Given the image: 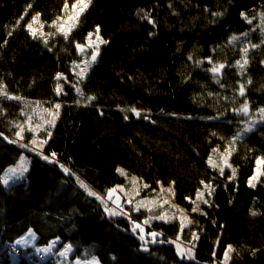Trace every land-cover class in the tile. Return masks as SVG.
I'll return each instance as SVG.
<instances>
[{"label": "trees", "instance_id": "1", "mask_svg": "<svg viewBox=\"0 0 264 264\" xmlns=\"http://www.w3.org/2000/svg\"><path fill=\"white\" fill-rule=\"evenodd\" d=\"M66 3L0 0V131L8 138L0 136V264H56L55 256L40 259L32 245L15 244L30 229L37 245L60 238L57 250L71 242L75 256L96 244L102 264H264V114L232 153L233 169L222 171L212 155L245 117L235 99L221 107L209 94L234 86L238 102L264 109V0H92L69 34L46 39L30 31L31 19L53 22ZM96 29L105 43L78 82L72 65ZM36 100L59 104L37 153L55 152L60 162L31 153L26 178L6 187L1 175L23 152L12 135L33 140L26 115ZM69 167L86 184L71 180ZM132 176L144 196L174 184L189 224L144 226L163 243L154 241L135 228L145 211L127 206L131 216H110L104 199L85 192L108 198L116 186L130 187ZM171 237L193 246V257L180 259ZM142 239L152 241L144 247Z\"/></svg>", "mask_w": 264, "mask_h": 264}, {"label": "rangeland", "instance_id": "2", "mask_svg": "<svg viewBox=\"0 0 264 264\" xmlns=\"http://www.w3.org/2000/svg\"><path fill=\"white\" fill-rule=\"evenodd\" d=\"M91 1L92 0H67L63 13L55 21L44 23L37 18H33L28 24H31V28L29 29L33 34L44 36L46 39H49V37H51V35H53L55 32L67 35L73 30L75 25H77ZM85 4L87 5L86 7ZM81 9L83 10L81 11ZM97 30L98 29L91 32L88 35L85 43L79 47L78 52L80 59L72 65L73 72L76 76V81L78 82L86 77L91 66L97 61V58L102 50V46L105 43V39L103 38L102 34L99 30ZM93 57L95 58L93 59ZM213 68L217 69L216 71L219 72L222 70V68L218 66ZM60 78L65 77L60 75ZM239 89L240 88H236L234 86H230L229 90H226V88L218 90H212L211 88L209 89L210 96L216 100L217 104L221 107L224 106L223 99H228V101L235 99L232 102L233 104H237L235 106V110L245 117L240 120L238 132L231 139V141L227 143L226 148L219 149L212 155L211 165L214 168H218L222 171H224L226 168H232L230 164V157L232 153L238 150L239 145L244 142L247 135L262 122V116L264 114V109L260 110L258 113H254L248 109V105L246 103L238 102L237 90ZM27 105L29 110L26 117L28 119V127L33 130V140L27 142L26 138L21 134L12 136L16 141L22 142V145L24 144L23 146L28 148L31 147L30 149H35L36 152H43L41 144L45 141V139L41 137V131L43 129L49 131L54 125L59 115V108H57V105L59 104L53 100H36L33 102H27ZM245 107L247 108V111H244ZM232 112L233 110L231 111V114ZM222 115L224 116L226 113H223ZM30 162L31 153L28 151H23L18 162L9 166L2 173V183L6 187H10L15 182L26 178L30 168ZM262 169L263 159L260 158L258 160L255 173L250 178V185L256 186L258 184L262 174ZM75 177L79 186L82 185V183L86 184L81 176L76 174ZM130 182V187L118 185L114 189H111L109 192V194L111 193V196L108 198L95 190L91 191L92 193H95L94 195L90 193L89 194L92 195V197H95L96 195L98 198H100V200L101 198L102 200L104 199L102 205L105 207H110L107 212L110 216L120 217L124 214L131 216V212L127 206H130L131 209L135 211H145L147 213L146 216L142 220H139L140 222H136L135 228L136 230H141L140 233L143 237H145V235L151 236L154 241L162 242L163 240L156 239V233L154 231L147 233L144 226H152L155 221L174 222L176 220L180 221L184 227L189 224L190 215L187 209L178 204L175 200L176 191L174 184L163 185L156 194L144 196L142 195L143 182L134 176L131 177ZM86 191L88 190H85V192ZM208 192H211V187L207 184L201 191L200 198L204 200L207 199L206 197ZM37 236L38 235L36 232L33 229H30L17 240L20 243H17L16 241L15 244L19 246L30 244L37 250L43 252L46 258L55 256L56 264H102L99 256L95 254L97 247L96 244L86 245L81 253L82 255L75 256L76 250L71 242H67L61 249L57 250L62 241L60 238H54L48 243L40 246L36 244ZM171 240V242L186 245V256L190 258L193 257V246L181 240V237H171ZM142 241L152 240L142 239ZM143 246L146 247L145 244H143ZM230 254L231 250H228L226 260L229 258ZM12 261H15L14 257Z\"/></svg>", "mask_w": 264, "mask_h": 264}, {"label": "water", "instance_id": "3", "mask_svg": "<svg viewBox=\"0 0 264 264\" xmlns=\"http://www.w3.org/2000/svg\"><path fill=\"white\" fill-rule=\"evenodd\" d=\"M0 136L1 137H4V138H7L4 136V133L0 131ZM8 139V138H7ZM13 145H16L18 147H20L23 151H28L29 153H32L34 155H36L37 157H40V158H43V156L39 155L37 152H35L34 150L30 149V148H27V147H24L22 145H19V144H14L12 143ZM44 159V158H43ZM45 160V159H44ZM65 170V169H63ZM84 189V188H83ZM87 192V191H86ZM89 193V192H87ZM104 210L106 212H108V208L104 206ZM140 237V236H139ZM141 243L143 244H149L150 241H142L141 240ZM172 246L176 249V253H177V256L180 258V259H190V257L186 256L187 255V248L184 244H181V243H173Z\"/></svg>", "mask_w": 264, "mask_h": 264}, {"label": "built area", "instance_id": "4", "mask_svg": "<svg viewBox=\"0 0 264 264\" xmlns=\"http://www.w3.org/2000/svg\"><path fill=\"white\" fill-rule=\"evenodd\" d=\"M31 148V147H29ZM35 151V149H33ZM36 152V151H35ZM39 153V152H38ZM54 154V155H53ZM43 156V154H42ZM47 157V159L51 158L53 160H56V162H60L59 159H58V155L57 153L53 152L51 155H44L43 158ZM76 176V175H75ZM18 252V250H16ZM39 258L42 259L43 258V254L42 253H39Z\"/></svg>", "mask_w": 264, "mask_h": 264}, {"label": "bare ground", "instance_id": "5", "mask_svg": "<svg viewBox=\"0 0 264 264\" xmlns=\"http://www.w3.org/2000/svg\"><path fill=\"white\" fill-rule=\"evenodd\" d=\"M64 172H65V174L67 175V176H69V177H71V176H73V175H76L77 173H76V171L75 170H73L72 168H67V171H65L64 170ZM75 179L76 178H74V177H71V180H74L75 181ZM87 192H89L90 194H92V192H90V191H87Z\"/></svg>", "mask_w": 264, "mask_h": 264}, {"label": "snow or ice", "instance_id": "6", "mask_svg": "<svg viewBox=\"0 0 264 264\" xmlns=\"http://www.w3.org/2000/svg\"><path fill=\"white\" fill-rule=\"evenodd\" d=\"M87 5L85 4V7H86ZM83 9H81V11H82ZM35 19V18H34ZM28 27L29 28H31V24L30 25H28ZM98 31V30H97ZM95 57H93V59H94ZM220 67H223V65H221ZM217 69H214V71H216ZM57 108H59V105H57ZM244 111H247V108L245 107V109H244ZM137 115H139V113H137ZM54 155V154H53ZM45 159H47V157H45ZM211 162V161H210ZM65 171H67V169H65ZM250 183H251V181H250ZM196 209H193V211H195ZM153 235H155V234H153ZM17 243H20L19 241H17ZM229 250H231L230 248H229ZM226 255H227V253H226Z\"/></svg>", "mask_w": 264, "mask_h": 264}]
</instances>
